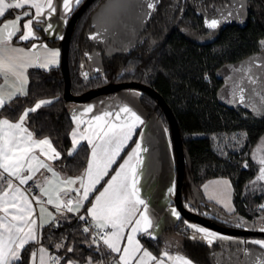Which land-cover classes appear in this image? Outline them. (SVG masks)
I'll return each instance as SVG.
<instances>
[{"label": "trees", "instance_id": "16d2710c", "mask_svg": "<svg viewBox=\"0 0 264 264\" xmlns=\"http://www.w3.org/2000/svg\"><path fill=\"white\" fill-rule=\"evenodd\" d=\"M115 1L93 0L74 25L68 52L71 92L78 95L109 82L123 81H138L156 89L171 107L181 132L185 150L183 205L228 226L236 225L201 213L202 207L212 208L218 215L230 219L255 220L264 213L261 208L264 181H256L260 168L264 167L259 163L264 156V46L261 43L264 41V0L242 2L247 11L243 23L230 20L231 13L226 7L232 0H158L135 41L109 55L111 38L101 39L98 31L109 12H114ZM11 14L12 10L6 17ZM212 19L220 21L215 29L207 26ZM94 36L97 38L93 39ZM42 38L47 39L44 33ZM94 51L101 56L103 71L85 76L86 55ZM1 79L2 76L0 83ZM65 86L61 64L49 69L30 68L28 94L18 95L10 106L0 110V115L16 120L40 100L52 99L51 104L29 113L28 125L37 136L52 139L61 152L58 166L69 175H78L87 167L91 148L84 142L69 155L70 134L75 123L68 109L70 101L64 97ZM240 88L244 89L243 103L239 100ZM131 89L141 91V105L149 116L158 117L167 127L174 146L171 124L159 100L147 91ZM136 137L137 134L113 170ZM174 153L176 158L175 147ZM215 177L232 181L236 207L233 213L225 212L205 198L203 184ZM57 219L59 226L46 227L39 243L53 255H60L62 264L68 259L79 264H86L88 258L93 264L114 261L105 245L90 246L92 236L82 231L83 223L75 215L64 213ZM188 221L192 220L182 216L171 228L184 238L181 250L196 264H224L222 243L208 245L191 239ZM141 240L156 252L164 245L161 238L141 235ZM58 243L64 247L55 248ZM36 245L31 243L26 247L20 264H29V254ZM68 247L74 250L67 252Z\"/></svg>", "mask_w": 264, "mask_h": 264}, {"label": "snow or ice", "instance_id": "6c2138e0", "mask_svg": "<svg viewBox=\"0 0 264 264\" xmlns=\"http://www.w3.org/2000/svg\"><path fill=\"white\" fill-rule=\"evenodd\" d=\"M80 2L81 0H75L76 5H79ZM26 7L34 11H22L21 14L14 15L13 19L0 24V76L5 78L4 84L0 85V109L10 106L18 95L26 96L28 94L26 69L36 63L31 54L37 45L33 44L32 48L28 50L10 46L13 37L17 33H21L20 20L28 17L23 24L24 31L18 39L29 40L36 36L33 30L34 22L37 25L44 23L46 22L43 19L45 16L50 18L56 12L54 0H0V19L4 18L10 10H24ZM62 7L65 13L70 12L72 0H63ZM148 7L151 8L153 5L149 4ZM219 24L220 21L217 19L207 22V26L212 29L217 28ZM51 28L52 25L49 23L45 30ZM92 38L96 39L97 37ZM261 43L264 44V41ZM42 47L46 55L44 61L38 63V66L47 69L51 65H57L59 51L48 49L46 44ZM84 75L87 76V73ZM9 76L14 80L12 85L7 83ZM251 82L255 83V81ZM239 91V100L243 103L244 89L240 88ZM51 103V100H40L34 107L26 109L16 122L7 118L0 119V212L3 213L0 215V264H20L23 260L22 253L26 247L33 242L39 243V230L45 224L52 227L59 226L57 215L47 212L43 206H41L37 217L33 201L19 186L14 187L13 181L10 179V177H14L19 180L20 185H24L32 180L40 169L53 172L52 167L36 154L37 149L48 160H56L60 157V152L53 147L51 139L48 137L35 139L34 133L25 126L30 112H35L43 105ZM93 107L89 105L84 111L92 112ZM122 113L126 114L123 119H121ZM109 117H113V113L107 111L94 116L88 122L86 133H82L79 131V127L83 121L78 116H73V120L76 121V128L70 134L73 151L81 140H85L92 145L91 156L81 175L62 179L58 185H54L53 180H48L46 186L40 188L44 196L48 197L46 203L54 204L55 212L58 215L63 216L65 212L80 213L84 202L89 201V196L96 190V185L108 175L109 168L115 163L124 145L131 140L135 129L144 123L136 112L126 106L114 114V120L107 119ZM143 151L146 149L142 148L140 143H136L127 159L119 165L115 174L106 182L103 191L95 196L94 202H90L91 207L86 210L88 216L91 217L90 223L84 215H78V219L89 223V226L84 227L82 231L92 233L94 230H98L94 232L90 246L103 242L112 252L120 253L118 259H115L111 264H133V262L149 264L151 261H154L155 264H166V260L172 264H193L184 256L170 255L168 251H164L161 257L157 258L144 248L140 239L137 238L139 235L154 238L153 232L150 231L154 228V222L150 215L149 205L145 199L141 198L138 187V168L143 163L141 158ZM71 154L70 151L69 155ZM259 163L264 165V156L260 157ZM245 166L247 167V165ZM25 172L29 174L25 175ZM259 172L256 181H264V167H261ZM53 177H59V173L53 172ZM60 184L67 187L61 188ZM77 184L78 186H76ZM169 191L173 192L174 188ZM69 192L76 193V197L69 198L67 201L61 199V193L67 195ZM37 201L40 202L39 198ZM261 208H264V205H261ZM45 214H47V219H44ZM172 214L177 218L180 216V213L175 209H172ZM188 227L193 229L194 233L202 234V238L209 244L212 243L210 237L230 239L196 224H188ZM126 230L127 235H125ZM260 231L264 232V227ZM196 238L197 236L194 234L192 239ZM122 243L123 247H121ZM242 243H254L264 248V240L242 241ZM54 247L59 249L64 247V244L58 243ZM73 250L72 247L67 248V252ZM37 251L39 252V264H48L49 261L52 264H60L61 257L48 256L47 249L40 247ZM37 251L30 252L28 258L30 264H36ZM66 264H79V262L68 259ZM86 264H93L92 259L88 258ZM96 264H103V261H98Z\"/></svg>", "mask_w": 264, "mask_h": 264}, {"label": "crops", "instance_id": "0c3cea01", "mask_svg": "<svg viewBox=\"0 0 264 264\" xmlns=\"http://www.w3.org/2000/svg\"><path fill=\"white\" fill-rule=\"evenodd\" d=\"M54 4L56 6V12L50 18L45 16L43 19L46 22L41 23L39 25H37L34 22L33 30L36 33L35 38H31L29 40H19L18 39L19 35L24 31L23 24L25 23L26 19H28V17H26V18L20 20V22H19V26L21 28V33H17V35L14 36L12 41L10 42L11 47L23 48L25 50L31 49L33 44L37 45V48L31 54L33 56L34 61H36V63L34 64V66H30L26 69L25 74L27 77V81H29V69L35 68V67L41 68L38 66V63H42L44 61V57L46 55V52L43 49L42 45L46 44L48 46V49H53L52 47H56L58 45V43L61 40L60 37H64L70 16L72 15L74 9L77 6L75 4V0H72V10L68 13H65L63 11V7H62L63 0H54ZM25 10L34 11L33 9H28L27 7L24 10H15L14 9V10H12V14L10 16L6 17V15H5L4 18L0 19V24H2L3 22H5L7 20L13 19L14 15L21 14L22 11H25ZM65 20L67 21L66 23H65ZM49 23L52 25V28L50 30L46 31L45 29H47V25ZM43 33L46 35L47 39L42 38ZM48 39L59 40V42L49 43ZM28 42H30V44ZM46 42H48V44ZM54 50H56V49H54ZM58 59H60V58H58ZM57 65H59V63ZM57 65H51V66H49V68H51L53 66H57ZM49 68H47V69H49ZM43 69H45V68H43ZM4 82H5V78L2 76L0 85H3ZM7 83H8V85L14 84V80L11 78V76L8 77ZM27 86H28V82L26 85V90H27ZM140 99H141V91H139L137 89L127 88V89L117 91V92L110 94V95L103 94V95L94 97V98H92L88 101H84V102L70 101L68 104V109H69V112L72 115V117L74 115L78 116L79 119L83 121V123H81L80 127H79V131L82 133H86V130L88 128V122L91 121L94 116L100 115L103 112L107 111V112L113 113V117H109L107 119L114 120V114L117 111H119L120 108L125 107V106L130 108L132 111L136 112L137 115H139L143 119L144 123L142 125H139L135 129V133L133 134L131 140H129L127 142V144L124 145L119 156L116 158L115 163H113L112 166L109 168V170H108L109 177H108L107 181L111 178L112 175L115 174L116 170H118V168H119V165L122 164L125 159H127L128 155L132 152L133 148H135L136 143H140L142 145V148L146 149V151H143L141 153V158L143 160V163L138 168V172H139V185H138V187L140 188L141 198H143L147 201V203L149 205L150 215L153 218L154 228L150 230L153 232V236H154L153 239L161 238L162 240H164V245H163L161 250L156 252L151 247H149L143 243V241L141 240V235H139L137 238L140 239V242L143 245V247L146 248L148 251H150L157 258L161 257V255L164 251H168L170 255H177V254L182 255L185 258L191 260L193 262V264H196L189 256H187L181 250L182 242H183L184 238L180 234L171 230V228L183 216L181 214L179 208L177 206H175L176 205L175 204V192H176V184H177V164H176L173 142L170 138V140L172 142L170 144L171 150L169 149L162 158V152L161 151L157 152V149L159 147H161V143L159 144L158 136L155 134V127L158 126L159 132L161 134L162 133V126L164 124L159 119L158 120L160 121L159 122L160 124H158L157 121L152 122L153 116L148 115L147 111L141 105ZM43 100H51L52 101V99H43ZM89 105L94 106L92 112H85L84 111L85 108ZM82 113H83V115H81ZM125 115L126 114L122 113L121 119H123V117ZM2 118H7L12 122H16L18 120V119L12 120L6 115H0V119H2ZM149 122H150V124H149ZM74 123H75V125H74L73 129L76 128V121H74ZM150 125H152V126H150ZM25 126L28 127L29 131L33 132V130L29 127L27 120L25 122ZM135 134H137L136 139L134 140L132 145H130V147L128 148L123 159L118 163L117 167L113 170L115 164L119 161L120 156L123 154V152L125 151L127 146H129L132 139L135 138ZM44 137H48L49 139H51L49 136L40 137L34 133L35 139H43ZM51 141H52V139H51ZM84 142L87 143V141L81 140L80 144L75 147L74 151H73V144H72L70 151L72 153L75 152L77 150V148ZM52 145L58 152H60L59 149H57V147L53 143V141H52ZM89 146L92 149V145L89 144ZM36 154L40 157L41 160H43L45 163L49 164L50 167H52L53 172L59 173V177H53V172H49V171H47V169H40V171L37 172L34 175L33 179L29 180L27 184L20 185L19 180H17L14 177H10V179H12L14 187L19 186L20 189L22 191H24L26 195H28L29 199H31L33 201V207L35 209V213H36L37 217L39 216L41 206H43L47 210V212H52L53 215H57V218H58L61 215H58L55 212V205L54 204L49 205L46 203L48 197L44 196V194L40 191V188L45 187L46 181H48V180H53L54 185H58L59 181L62 179H65L67 177H76V176H79L81 174L69 175L66 172H64L58 166L57 161L61 157V152H60V157L57 158L56 160H48L47 157L43 156L40 153L39 149H37ZM90 156H91V151H90ZM90 156H89V159H90ZM111 171H112V173H111ZM24 174L27 175L29 173L25 172ZM107 176H105L100 181V183L96 185V189L98 188V186L103 182V180ZM32 182H34L35 185H32ZM225 182H227V183H225ZM59 186L61 188L67 187L66 185H62V184H60ZM76 186H78V184ZM105 186H106V183L94 196H92V195L95 193L96 190L90 194L89 201L84 202V207L81 208L79 214H77V213H70V214H73L75 216L76 215H84L85 218H87L91 221V217L88 216L86 210L89 207H91L90 202H94L95 196L98 195L100 191H103V188ZM173 188H174V191L170 192L169 189H173ZM234 191H235V187H234L232 181L227 177H215V178L209 179L208 181H206L203 184V193L205 195V198L208 201L218 205L225 212H228V213H233L236 209L234 199H233ZM76 195L77 194L74 192H69L67 195H64L63 193H61V199L67 201L69 198L74 199L76 197ZM37 198H39V201L43 202V203L41 204L40 202H38ZM91 198L93 199L92 201H90ZM172 209H175L176 211H178L180 213L179 218H177L176 216H174L172 214ZM65 213H67V212H65ZM0 215H3V213L0 212ZM47 218H48L47 214H45L44 219H47ZM38 223H39V220H38ZM188 224H196L198 226L201 225V224H198L197 222L195 223L193 221H188L186 223V225L188 226ZM48 226H50V225L45 224L44 227L39 230V236L40 237H41V232ZM200 227L206 228V226H203V225ZM207 229L209 230V228H207ZM191 231H194V230L191 229ZM209 231L213 232L212 230H209ZM217 234H219L220 236H225V237H229V238L231 237V236H229L230 234H225L222 232H218ZM125 235H127V230H126ZM200 236H202V234H200ZM209 239L214 240V242H216V241L217 242L218 241H223V242L228 241V243H232V244H235V242H237L241 246L243 244H245V245L250 244L252 246L259 247V245H256L254 243H242V241H245L243 239H241V240H234L232 238H230V239H213L211 237ZM253 240H264V238H253ZM195 241H198V240L196 239ZM33 243H35V242H33ZM36 244L37 245L33 251H37L40 247H43V248L47 249V255L48 256H53V254L51 253V251L48 247H46L45 245L40 244V243H36ZM208 245H212V244H208ZM123 246L124 245L122 243L121 247H123ZM108 250L111 252L114 260L118 259L120 253L112 252L110 249H108ZM138 255H140V254H138ZM29 264H30V262H29ZM36 264H39V252L38 251H37ZM48 264H52V262L49 261ZM60 264H62L61 261H60ZM133 264H135V262H133ZM149 264H155V262L151 261V262H149ZM166 264H172V262H169L166 260Z\"/></svg>", "mask_w": 264, "mask_h": 264}, {"label": "rangeland", "instance_id": "374dc122", "mask_svg": "<svg viewBox=\"0 0 264 264\" xmlns=\"http://www.w3.org/2000/svg\"><path fill=\"white\" fill-rule=\"evenodd\" d=\"M157 1L158 0H116L115 1V4L113 5V7L115 8L114 12L113 13L109 12L108 17L104 20L100 31H98V37H100L101 39L111 38V43L107 51L109 55L123 48L129 47V45L133 41H135L136 36L139 34L140 30L145 26L151 13L155 9ZM243 1L244 0H232L231 5L226 7L227 8L226 10L227 11L229 10V12L231 13L230 15L231 21L239 22V23H243L246 21L247 11L241 5ZM149 4H152L153 7L149 8L148 7ZM46 43L48 44V42ZM52 48L59 51V58H60L59 65H60L62 60V47L60 45V42L56 47H52ZM83 70L85 71V73H87V75L102 73L103 71L102 61L98 51H94L86 55V61L83 66ZM158 119L159 118L153 116L152 122L157 121L158 124H160L159 123L160 121ZM167 130L168 129L163 125L162 133L160 134L158 126L155 127V134L158 136L159 144L161 143V147L157 149V152L159 151L162 152V158L165 155V153L170 149V144L172 143L170 140V134ZM201 213L210 216L213 215L218 216L219 219L227 223L234 224L236 225V227H243L254 230H260L262 227H264V213L257 216V218L253 221H248L245 219L238 220L239 218H231V219L226 218L224 216L218 215L214 209L208 207H202ZM202 225L203 224H201L200 226ZM237 225H241V226H237ZM206 228H209V230H212L213 232L216 233L220 232L208 226H206ZM194 234L197 236L196 239L198 241L209 244L207 240L203 239L202 236H200L199 233H194V231H191L190 234L191 239ZM229 236H231L230 238L234 240L243 239L249 242L253 241V238H264L253 235L252 237H248V238H245L242 235L230 234ZM218 242L222 243L223 251L221 252L223 258H225L224 264H264V248H262L261 246L255 247L250 244L249 245L243 244L241 246L237 242H235V244H232V243H228V241L226 242L218 241ZM215 243H217V241L214 242V240H212L211 244L214 245Z\"/></svg>", "mask_w": 264, "mask_h": 264}, {"label": "water", "instance_id": "95a60500", "mask_svg": "<svg viewBox=\"0 0 264 264\" xmlns=\"http://www.w3.org/2000/svg\"><path fill=\"white\" fill-rule=\"evenodd\" d=\"M92 1L93 0H85L80 5V7L72 13L68 21L64 37L60 41V45L62 47L61 66L66 80V86L64 91L65 99H67L68 101L84 102L94 97L119 91L125 88H139L143 91H147L150 94H152L155 98L159 100L163 109L167 113L168 119L171 124L172 137L174 140V147L176 150V164H177V184H176V192H175V204L179 208L181 214L189 220L198 222L200 224L218 230L222 233L232 234V235H242V236H246V235L264 236V232H261L260 230L220 224L217 221L213 220L212 218L201 215L200 213L192 209H189L183 205L181 195H182V186L184 183V174H185V150L183 146L181 132L179 129L177 118L175 117V114L173 113L171 107L166 102L164 97L156 89L138 81H123V82H109L102 86L88 89L78 95H75L71 92V79H70V71H69L68 52L70 47L72 31L78 18L81 16L83 11L88 7V5Z\"/></svg>", "mask_w": 264, "mask_h": 264}, {"label": "built area", "instance_id": "2783aa9c", "mask_svg": "<svg viewBox=\"0 0 264 264\" xmlns=\"http://www.w3.org/2000/svg\"><path fill=\"white\" fill-rule=\"evenodd\" d=\"M32 185H35L34 182H32ZM76 217L78 218V215H76ZM80 220V219H79ZM87 220V219H86ZM82 223H83V227H88L89 226V223H90V220H87L89 223H86L84 220H80ZM94 227V226H93ZM95 231H98V230H94L91 234L92 236V239H93V236H94V232ZM101 244H103V242H100ZM104 245V244H103ZM53 257H60L58 254H55L53 255Z\"/></svg>", "mask_w": 264, "mask_h": 264}]
</instances>
